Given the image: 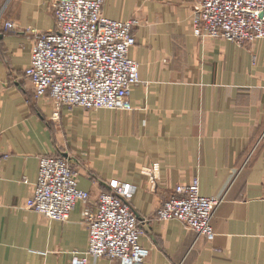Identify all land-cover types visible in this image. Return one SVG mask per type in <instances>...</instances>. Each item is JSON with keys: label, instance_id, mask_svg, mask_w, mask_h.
<instances>
[{"label": "crops", "instance_id": "crops-1", "mask_svg": "<svg viewBox=\"0 0 264 264\" xmlns=\"http://www.w3.org/2000/svg\"><path fill=\"white\" fill-rule=\"evenodd\" d=\"M53 1L0 0V154L9 156L0 178V264H73V253L89 246L83 214L111 181L137 188L146 264H264V39L243 47L201 41L192 30L195 0H104L103 15L119 21L138 4L130 58L143 83L133 90L134 110L63 108L55 117L53 102L36 98L25 78L33 42L25 30L55 27ZM47 156L68 158L92 196L67 222L26 206ZM195 178L202 196L223 200L212 242L179 221L155 219Z\"/></svg>", "mask_w": 264, "mask_h": 264}, {"label": "built area", "instance_id": "built-area-1", "mask_svg": "<svg viewBox=\"0 0 264 264\" xmlns=\"http://www.w3.org/2000/svg\"><path fill=\"white\" fill-rule=\"evenodd\" d=\"M192 30L196 38L225 40L240 46L264 39V0H195ZM104 0H54L55 27L47 32L27 28L32 39L25 77L35 96L50 99L55 117L63 108L131 112L133 90L143 82L140 64L130 58L137 44V18L119 21L103 15ZM6 30H17L7 22ZM8 155L0 154V178ZM24 183H28L25 179ZM80 175L68 158L39 160L38 180L27 208L49 220L67 222L81 202L91 206V193L80 188ZM137 188L111 181L83 214L89 246L73 253V264L101 259L118 264H146L149 250L132 206ZM223 200L204 197L198 178L176 188L155 213L160 222L176 220L198 238L212 242L213 220ZM90 203V204H89Z\"/></svg>", "mask_w": 264, "mask_h": 264}, {"label": "rangeland", "instance_id": "rangeland-1", "mask_svg": "<svg viewBox=\"0 0 264 264\" xmlns=\"http://www.w3.org/2000/svg\"><path fill=\"white\" fill-rule=\"evenodd\" d=\"M137 5H138L137 2H135V11H134L133 14H131V16H130L129 19L134 18V17L137 18V19H139V17H138V13H137V11H138V6H137ZM139 21L142 23V21H141L140 19H139ZM246 45H247V44H246ZM246 45H243V46H246ZM243 46H242V47H243ZM25 78H26V77H25ZM26 79H27V78H26ZM27 80H28V79H27ZM34 94H35V93H34ZM35 97H36V96H35ZM36 98H37V97H36ZM71 166H72V164H71ZM171 196H172V195H171ZM171 196H170V197H171ZM170 197H169V198H170ZM169 198H168V199H169ZM166 201H167V200H166Z\"/></svg>", "mask_w": 264, "mask_h": 264}]
</instances>
